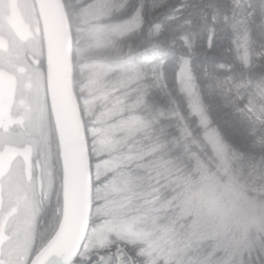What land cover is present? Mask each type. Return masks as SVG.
<instances>
[{"label":"clouds","instance_id":"1","mask_svg":"<svg viewBox=\"0 0 264 264\" xmlns=\"http://www.w3.org/2000/svg\"><path fill=\"white\" fill-rule=\"evenodd\" d=\"M59 6L88 200L72 250L55 255L65 165L33 5L16 123L0 131V151L20 149L0 162V248L14 264H264V0Z\"/></svg>","mask_w":264,"mask_h":264},{"label":"water","instance_id":"2","mask_svg":"<svg viewBox=\"0 0 264 264\" xmlns=\"http://www.w3.org/2000/svg\"><path fill=\"white\" fill-rule=\"evenodd\" d=\"M34 2L44 34L47 94L57 118L65 165L66 225L53 248L55 255H61L73 248L80 213L85 210L88 200L87 148L70 79V41L59 6L60 0ZM11 25L20 34L19 24L12 22Z\"/></svg>","mask_w":264,"mask_h":264},{"label":"flooded vegetation","instance_id":"3","mask_svg":"<svg viewBox=\"0 0 264 264\" xmlns=\"http://www.w3.org/2000/svg\"><path fill=\"white\" fill-rule=\"evenodd\" d=\"M34 4V0H0V131L10 129L16 123L12 110L17 102V75L23 72L17 63V54L20 55L17 44L31 36ZM12 22L19 24L20 34L12 28ZM19 153L20 149L9 143L0 151V162L5 156L11 160Z\"/></svg>","mask_w":264,"mask_h":264},{"label":"snow or ice","instance_id":"4","mask_svg":"<svg viewBox=\"0 0 264 264\" xmlns=\"http://www.w3.org/2000/svg\"><path fill=\"white\" fill-rule=\"evenodd\" d=\"M17 56L19 58V54H17ZM66 199H67V192L65 191V201ZM37 259L39 260V257H37ZM69 259H71L70 256L66 257V262ZM0 264H14V255L11 247H9L8 249L0 248Z\"/></svg>","mask_w":264,"mask_h":264},{"label":"trees","instance_id":"5","mask_svg":"<svg viewBox=\"0 0 264 264\" xmlns=\"http://www.w3.org/2000/svg\"><path fill=\"white\" fill-rule=\"evenodd\" d=\"M206 39H207V37L206 36H204V37H202L201 39H200V44L203 46L204 44H205V42H206ZM70 79H71V81H72V86H73V78H72V64H71V72H70ZM74 92V91H73ZM75 95V94H74ZM77 99V98H76Z\"/></svg>","mask_w":264,"mask_h":264},{"label":"rangeland","instance_id":"6","mask_svg":"<svg viewBox=\"0 0 264 264\" xmlns=\"http://www.w3.org/2000/svg\"><path fill=\"white\" fill-rule=\"evenodd\" d=\"M29 16H30V14H29ZM31 17V16H30ZM31 19V18H30ZM32 20H33V17H32ZM65 204H66V202H65Z\"/></svg>","mask_w":264,"mask_h":264},{"label":"bare ground","instance_id":"7","mask_svg":"<svg viewBox=\"0 0 264 264\" xmlns=\"http://www.w3.org/2000/svg\"><path fill=\"white\" fill-rule=\"evenodd\" d=\"M35 5V4H34Z\"/></svg>","mask_w":264,"mask_h":264}]
</instances>
